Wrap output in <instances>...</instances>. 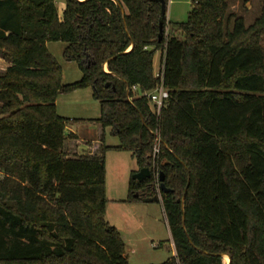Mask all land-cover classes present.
<instances>
[{
	"label": "trees",
	"instance_id": "obj_1",
	"mask_svg": "<svg viewBox=\"0 0 264 264\" xmlns=\"http://www.w3.org/2000/svg\"><path fill=\"white\" fill-rule=\"evenodd\" d=\"M55 1L0 0V264H128L106 216L110 150L138 168L128 203H142L144 189L153 197L164 174L176 255L163 264H264V0L250 27L232 0H191L187 21L172 25L182 38L166 35L160 0H65L61 18ZM58 42L82 72L71 85L48 51ZM161 85L169 98L158 118L148 94ZM86 88L101 108L87 121L98 129L91 154L68 132L84 121L56 105ZM107 129L119 146H105ZM146 167L151 176L134 181Z\"/></svg>",
	"mask_w": 264,
	"mask_h": 264
},
{
	"label": "rangeland",
	"instance_id": "obj_2",
	"mask_svg": "<svg viewBox=\"0 0 264 264\" xmlns=\"http://www.w3.org/2000/svg\"><path fill=\"white\" fill-rule=\"evenodd\" d=\"M55 5L58 15L62 16L65 0H56ZM230 8L232 13L244 19L246 27H250L261 15L262 0H232ZM191 11V0H167L166 35L174 34L182 38L180 32H173L172 25L185 23ZM262 46L264 47V42ZM66 48L67 45L61 42L48 44L49 53L61 68L62 83L71 85L81 80L82 72L77 62L65 58ZM159 56L158 53L156 60ZM6 67L7 63L0 59V70L3 71ZM56 105L60 117L84 121L71 127L75 133L87 141H98L97 127L87 122L101 116L100 103L94 99L91 88L61 94ZM104 144L107 147L120 145L119 139L111 134V129L105 132ZM137 170L131 153L113 150L107 152L106 216L121 234L128 264H163L174 256V247L161 204L128 203L131 173ZM224 263L228 264V259L224 258Z\"/></svg>",
	"mask_w": 264,
	"mask_h": 264
},
{
	"label": "water",
	"instance_id": "obj_3",
	"mask_svg": "<svg viewBox=\"0 0 264 264\" xmlns=\"http://www.w3.org/2000/svg\"><path fill=\"white\" fill-rule=\"evenodd\" d=\"M161 4H162V15L165 16L166 15V5L164 0H160ZM120 6V5H119ZM121 7V6H120ZM122 8V7H121ZM122 12L124 13V9L122 8ZM163 24H160V28H159V41L162 40L163 37ZM106 68V66H105ZM114 77H116V75H113ZM110 84H108L106 86V88H109ZM127 96H129V88L127 90ZM143 124H145V122L143 121ZM151 176V171L149 167H146L142 170H140L139 172H137L136 174L133 175V180L137 181L138 183H143L144 181H146L149 177ZM165 178H164V174L160 173L159 176V187L158 188H153V192L156 193L153 197H147V189H144L141 193L136 194V198H139L141 200L142 203L144 204H152V203H158L161 201L159 194L163 193V194H169L171 193V191L169 189L166 188L165 184H164ZM184 200H185V196L183 197L182 200V207L184 210ZM183 224L185 226V215L183 217ZM189 242L192 244L190 238H189ZM223 258H228V264H231V259L228 256L222 255Z\"/></svg>",
	"mask_w": 264,
	"mask_h": 264
},
{
	"label": "built area",
	"instance_id": "obj_4",
	"mask_svg": "<svg viewBox=\"0 0 264 264\" xmlns=\"http://www.w3.org/2000/svg\"><path fill=\"white\" fill-rule=\"evenodd\" d=\"M159 73H160V69L156 77L160 76ZM168 98H169V93L163 87V85L159 86V88L154 92L148 94L149 105L153 115H155L158 118L160 117ZM160 144H161L160 138L156 135L154 155H153L154 162L156 160L157 154L159 153ZM159 176H160L159 174H156L157 188L159 187Z\"/></svg>",
	"mask_w": 264,
	"mask_h": 264
},
{
	"label": "crops",
	"instance_id": "obj_5",
	"mask_svg": "<svg viewBox=\"0 0 264 264\" xmlns=\"http://www.w3.org/2000/svg\"><path fill=\"white\" fill-rule=\"evenodd\" d=\"M61 17V16H60ZM159 53V52H158ZM157 53V54H158ZM156 54V55H157ZM156 55H155V57H154V73H155V76H157V74H158V71H159V69H160V65H161V53H159V59L158 60H156ZM68 132H70V133H73V134H75V135H77L78 136V138L80 139V140H82V141H85V143H87V142H90V141H87V140H85V139H83V138H81L77 133H75L74 132V130H73V128H68ZM90 143H92V145H93V147L91 148V147H87L85 144H82L81 146H79L78 148H77V150H78V152L79 153H92V151L93 150H96V149H98L99 148V146L97 145V141H92V142H90ZM158 203H160L161 204V206H162V203H161V201L160 202H158ZM163 208V207H162ZM163 213H164V211H163ZM164 216H165V214H164ZM108 220V219H107ZM165 221H166V218H165ZM109 222V221H108ZM110 223V222H109ZM166 223H167V221H166ZM167 226H168V224H167ZM169 228V227H168ZM170 231V230H169ZM171 234V233H170ZM172 238V237H171ZM173 247H174V244H173ZM176 255V251H175V248H174V256Z\"/></svg>",
	"mask_w": 264,
	"mask_h": 264
},
{
	"label": "bare ground",
	"instance_id": "obj_6",
	"mask_svg": "<svg viewBox=\"0 0 264 264\" xmlns=\"http://www.w3.org/2000/svg\"><path fill=\"white\" fill-rule=\"evenodd\" d=\"M226 259H228V258H226Z\"/></svg>",
	"mask_w": 264,
	"mask_h": 264
}]
</instances>
